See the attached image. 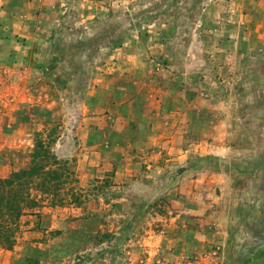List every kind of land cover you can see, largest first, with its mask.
Returning <instances> with one entry per match:
<instances>
[{
	"label": "rangeland",
	"instance_id": "obj_1",
	"mask_svg": "<svg viewBox=\"0 0 264 264\" xmlns=\"http://www.w3.org/2000/svg\"><path fill=\"white\" fill-rule=\"evenodd\" d=\"M38 1L33 19L24 11L31 0H16L10 7L13 24L27 27L24 23L33 21L28 40L8 30V38L0 37V176L26 165L37 133L49 136L59 159L72 164L84 154L86 106L98 102H87L88 93L103 71L116 69L105 48L135 46L140 33L145 42L137 43L138 49L153 46L146 31L161 28L164 51L147 49L141 75L128 67L120 70L121 78L119 70L107 75L115 83L138 82L139 97L149 86L164 93L175 85L172 107L182 108L178 89L186 86L207 125L220 127L231 147L224 157L207 156L195 164L201 172L225 177L220 217L227 243L179 264H207L210 257L209 264H264V0H217L218 6L213 0H63L42 11ZM201 22L207 33L199 34ZM228 33L233 42L225 38ZM200 129L194 126L193 139ZM82 191L76 205L83 208L81 217L64 214L59 228L50 230L44 220L34 238L21 235L7 253L8 264H164L147 244L162 234L157 219L165 216L162 208L147 214L136 207L140 199L135 196L122 209L121 191L110 178Z\"/></svg>",
	"mask_w": 264,
	"mask_h": 264
},
{
	"label": "crops",
	"instance_id": "obj_2",
	"mask_svg": "<svg viewBox=\"0 0 264 264\" xmlns=\"http://www.w3.org/2000/svg\"><path fill=\"white\" fill-rule=\"evenodd\" d=\"M15 2L16 0H0V37L7 35L8 38V30L17 35L16 39L28 40L33 21L25 22V25L29 23L26 27L21 26V23L13 24V21L9 20L10 7ZM38 2L42 11L62 4L63 0ZM211 2H214L212 4L215 6L218 4L217 0ZM33 5L38 6L35 0H31L29 10H24L28 17L35 15L38 10L34 9ZM42 16L44 14L40 19ZM45 23H48V19H45ZM198 26L199 34L208 32L204 31L205 23L201 22ZM146 32L148 38L155 41L153 46L139 47V50L136 44H142L144 39V34L140 33L136 37L137 42H132L135 46L123 43L121 46L105 48V52L110 54L108 59L116 60L111 62L116 69L112 67L107 68L106 72L103 71L88 93L87 102H98L86 106L87 125L81 128L82 132H85L81 134V138L85 140L87 151L76 156L73 165L79 180L78 186L82 190L95 180L110 178L121 191L118 203L122 209L130 205L129 199L135 196L140 199L136 202V207H143L147 214L156 215L158 208H162L165 216L157 218L161 222L162 234L154 239L153 243L147 244L153 251L151 255L157 256L164 264H179L185 258L191 257V254H200L202 250L214 245L223 247L227 243V233L220 217L227 193L225 177L216 171L201 172L195 164L198 159L207 156L224 157L231 147L225 143V134H221L220 127L207 125L206 114L195 105V100L186 86L181 85L178 89L180 93L177 100L182 104V108L172 107L169 99L175 85L164 93L157 85L149 86V89H143L139 97L135 92L138 82L130 80L127 83H115L116 79L107 75L128 68L139 69L135 74L141 75L144 70L141 57L148 55L147 49L164 51L161 28L153 31L152 35L149 31ZM225 38H231L233 42L235 36L228 33ZM215 45L216 49L213 46V51L217 52L220 46ZM203 52L207 53V50L204 48ZM149 63L155 62L150 60ZM122 74L120 71V78ZM197 125L201 129L193 139V128ZM176 168L180 172L174 174ZM140 191L141 193H138ZM82 212L83 208L77 206H44L28 213L21 219V233L17 244L22 238L21 235L26 239L34 238L44 220H47L48 224L45 228L50 230L59 228V224H62L60 220L65 218L64 214L79 218ZM28 219L29 223L23 227ZM212 222L218 223V228L209 230L208 226ZM7 253L10 252H0V256L5 254L0 264H8ZM209 261H213L211 257L204 262L209 264Z\"/></svg>",
	"mask_w": 264,
	"mask_h": 264
},
{
	"label": "trees",
	"instance_id": "obj_3",
	"mask_svg": "<svg viewBox=\"0 0 264 264\" xmlns=\"http://www.w3.org/2000/svg\"><path fill=\"white\" fill-rule=\"evenodd\" d=\"M49 136L37 133L27 151L23 168L0 176V249L12 250L17 244L21 219L28 213L47 207L81 204L83 191L73 163L54 154Z\"/></svg>",
	"mask_w": 264,
	"mask_h": 264
}]
</instances>
